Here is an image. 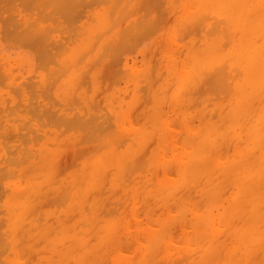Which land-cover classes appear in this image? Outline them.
Here are the masks:
<instances>
[{
  "label": "bare ground",
  "instance_id": "1",
  "mask_svg": "<svg viewBox=\"0 0 264 264\" xmlns=\"http://www.w3.org/2000/svg\"><path fill=\"white\" fill-rule=\"evenodd\" d=\"M0 264H264V0H0Z\"/></svg>",
  "mask_w": 264,
  "mask_h": 264
}]
</instances>
